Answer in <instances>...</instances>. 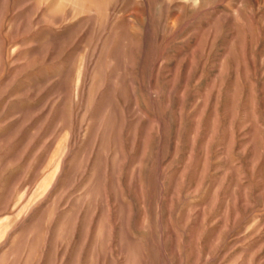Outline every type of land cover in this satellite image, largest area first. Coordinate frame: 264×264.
<instances>
[{
  "label": "rangeland",
  "instance_id": "1",
  "mask_svg": "<svg viewBox=\"0 0 264 264\" xmlns=\"http://www.w3.org/2000/svg\"><path fill=\"white\" fill-rule=\"evenodd\" d=\"M0 264H264V0H0Z\"/></svg>",
  "mask_w": 264,
  "mask_h": 264
}]
</instances>
